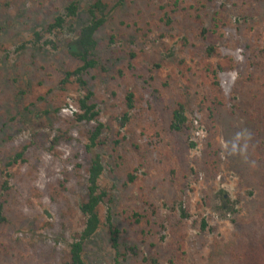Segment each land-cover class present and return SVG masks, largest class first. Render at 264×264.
<instances>
[{
  "label": "rangeland",
  "instance_id": "1",
  "mask_svg": "<svg viewBox=\"0 0 264 264\" xmlns=\"http://www.w3.org/2000/svg\"><path fill=\"white\" fill-rule=\"evenodd\" d=\"M67 1L0 0V264H67L84 227L95 122L76 121L82 92L60 83L74 65L70 32L33 42ZM108 1L119 34L99 32V65L86 78L106 125L99 211L122 231L124 264H264V0H181L170 26L160 6L175 0ZM213 17L222 37L211 48L202 32ZM180 106L187 121L176 130ZM85 258L113 263L106 226Z\"/></svg>",
  "mask_w": 264,
  "mask_h": 264
},
{
  "label": "trees",
  "instance_id": "2",
  "mask_svg": "<svg viewBox=\"0 0 264 264\" xmlns=\"http://www.w3.org/2000/svg\"><path fill=\"white\" fill-rule=\"evenodd\" d=\"M117 5L111 6L108 0H68L48 22L46 30L42 33L35 32L33 37L34 44H38L42 41L44 35L58 31L62 33L65 29L70 32V37L64 40L63 48L74 65L69 66L62 72L60 83L62 85H77L79 91L82 92L78 100V111L74 113L76 121L95 122L87 132L85 143V150L89 154V166L87 169L85 197L79 205V209L85 217V223L78 236L68 244L67 264H88L85 258L86 246L97 236L103 226L107 227L110 246L114 253L112 264H124L128 260L122 252L121 229L114 223L111 214H108L104 221L99 211L108 195L107 191L100 184L105 166L102 155L98 150L104 143L103 135L106 125L98 120L99 110L93 100L95 93L86 78L88 73L99 65V32L111 26V30L116 31V33L110 35L111 41H114L119 34L118 29L114 26ZM160 10L162 11L160 21L170 26L175 21L177 13L181 10V0H175L170 4H163L160 6ZM219 29L220 20L216 17L211 19L209 26L203 28V39L205 43H209L211 48L222 37ZM42 43L44 46L55 44L52 39H45ZM132 56L134 55L132 54ZM211 69L212 67L207 65L206 70ZM118 71L119 73L122 72L120 69ZM126 106L128 109L134 107V93L132 91L126 93ZM43 113L50 114V108L45 109ZM129 116L128 112L124 113L121 118L122 125H125L130 120ZM186 121L187 116L184 108L180 106L175 109L172 115L171 127L179 130L184 126ZM194 145V143H191V146ZM26 148L24 147L22 151L13 157L11 164L17 163L19 159L23 160ZM221 198L223 201L225 200L224 196H221ZM225 205L224 203L222 209L226 213L228 209ZM181 215L186 217L183 209H181ZM134 218L139 222L142 219V215L136 212L134 213ZM4 220V203L0 198V223ZM204 225H206L205 221H203ZM156 262L157 260L154 259L149 264H156ZM143 263V260H139L135 264ZM170 264H175L173 258L170 259Z\"/></svg>",
  "mask_w": 264,
  "mask_h": 264
}]
</instances>
